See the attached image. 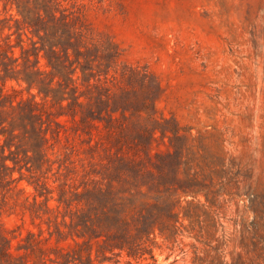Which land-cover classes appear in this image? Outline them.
<instances>
[{
  "label": "rangeland",
  "instance_id": "1",
  "mask_svg": "<svg viewBox=\"0 0 264 264\" xmlns=\"http://www.w3.org/2000/svg\"><path fill=\"white\" fill-rule=\"evenodd\" d=\"M56 1L84 24L87 44L111 45L118 57L97 90L81 85L77 71V94L92 99L89 106L80 99L74 119L65 102L35 97L47 162L41 173L16 170L19 181L0 185L11 264H264V0ZM6 2L0 77L2 66L14 76L21 64L8 21L15 9ZM25 87L0 78V94L14 104L32 99ZM103 91L109 97L99 101ZM110 108H117L112 121ZM35 180L42 196L29 184ZM110 185L131 215L146 204L178 203V236L155 229L146 253L128 258L108 251L105 230L83 234L78 218L101 204L84 193ZM188 203L191 219L183 217Z\"/></svg>",
  "mask_w": 264,
  "mask_h": 264
},
{
  "label": "trees",
  "instance_id": "2",
  "mask_svg": "<svg viewBox=\"0 0 264 264\" xmlns=\"http://www.w3.org/2000/svg\"><path fill=\"white\" fill-rule=\"evenodd\" d=\"M6 1L5 7L9 5L10 9L12 7L15 9V15L10 14L8 21L14 22L16 45L20 48V57L13 61L18 66V59H21V64L20 69L13 70L14 76H8L10 68L2 66L3 75L0 78L3 80L11 78L17 83L23 82L26 85L25 90L32 99L14 104L0 94L1 186L4 183L13 184L20 180L13 177L14 171H19L20 176L23 169L30 174L41 173L47 162L43 154L47 142L46 121L43 120V114L38 108L39 104L35 101V97L38 96L44 101L51 98L59 103L61 108H64L62 103L65 102L68 110L66 115L74 119L77 116V108L83 106L80 99L84 97L87 106L92 99L85 94H77L76 82L79 80L77 71L81 74V85L88 91L91 88L97 90L99 86L95 82L99 83L102 75L106 79L110 67L116 64L118 57L117 50L110 44L108 49H101L98 44H87L84 24L77 18L70 17L71 14L66 13L56 0ZM8 29L10 30L11 27L8 26ZM23 36L29 41L28 48L22 46ZM40 59L44 60L42 66L39 65ZM103 61L107 64H103ZM33 90L36 91L35 95L31 93ZM105 93L103 91V94L101 92L98 95L99 101L102 100V96L109 97ZM116 111L117 108H110L111 121L112 114ZM121 116L124 117L123 114ZM91 117L92 120H99ZM8 162L11 166L7 164ZM29 184L34 187L38 196L43 195L44 186L40 185L38 180ZM172 189L164 190V193L174 192ZM180 191L185 196L191 193L188 188H180ZM87 192L84 193V197H87V194L89 196L90 193V196L99 199L101 204L90 210H88L89 205L86 204L88 212L81 213L76 228L81 229L83 234L95 229L105 230L103 242L107 244L110 253L116 251L117 256L125 253L128 258H141L146 253L143 245L149 240L150 235L154 234L155 229L160 236L167 239L178 236V225H180L178 203L168 200L163 203L146 204L131 215L122 211L121 206L114 201L111 185L106 189L97 188ZM33 199L36 202L35 196ZM190 206L191 203H188L184 208L183 217L186 219L193 217L189 212ZM132 228L134 233L130 234ZM99 237L101 235L94 236L95 239ZM8 249L9 240L0 232V264H11ZM59 264L73 263L71 260H66L65 263Z\"/></svg>",
  "mask_w": 264,
  "mask_h": 264
}]
</instances>
